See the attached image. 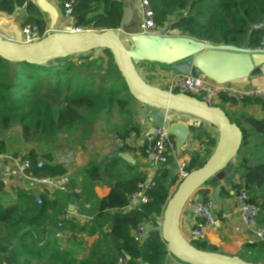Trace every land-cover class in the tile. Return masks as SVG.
Wrapping results in <instances>:
<instances>
[{"label": "trees", "instance_id": "16d2710c", "mask_svg": "<svg viewBox=\"0 0 264 264\" xmlns=\"http://www.w3.org/2000/svg\"><path fill=\"white\" fill-rule=\"evenodd\" d=\"M150 1L158 28L170 23L169 28L178 30L179 36L214 45L264 50V0ZM23 7L26 15L22 25L38 27L43 33L47 23L34 3L0 0V13L7 16ZM123 8L122 0H75L72 16L75 27L85 31L118 30ZM97 52V57L75 61L74 56L44 66L0 58V131L19 126L25 143H53L60 134L87 127L104 112H127L130 104L125 95L129 93L114 59L107 50ZM226 103L235 104L221 95L217 106L225 111ZM260 104L264 107V103ZM228 117L242 132L237 156L240 160L236 162L241 183L233 188L248 192L250 200L260 208L259 224L264 227V161L251 164L255 157L251 149L253 135L264 138V120L245 112ZM190 131L198 140H205L207 146H215V140L204 130L190 127ZM130 132L138 133L139 127H125L116 135L126 138ZM5 152L1 142L0 153ZM40 159L51 160V156L30 151L22 158V162L30 163L25 172L28 177L52 180L65 174L64 168L50 162L39 168ZM171 161L172 158L169 165ZM190 163L191 172L201 168L205 159L195 154ZM145 181L135 166L114 157L101 166L86 167L80 184L71 182L54 198L48 192L35 197L32 190L18 188L15 201L4 205L6 193L0 180V264H165L169 252L158 233H151L141 242L134 234L139 226H156L176 178L168 168L158 171L154 186L147 190L148 203L130 207V196ZM99 188L107 192L100 196ZM74 192L80 195L77 214L89 217L87 222L66 214ZM223 196L227 193L223 192ZM93 237L96 239L90 244L88 239ZM193 245L203 251L219 252L205 241H193ZM244 249L248 255L236 256L253 264L264 260L263 242L247 244Z\"/></svg>", "mask_w": 264, "mask_h": 264}, {"label": "water", "instance_id": "95a60500", "mask_svg": "<svg viewBox=\"0 0 264 264\" xmlns=\"http://www.w3.org/2000/svg\"><path fill=\"white\" fill-rule=\"evenodd\" d=\"M35 6L49 20L47 35L38 42L26 44L23 43L25 35L19 27L12 26L13 40L0 36V58L11 63L44 66L52 64L54 60L107 50L114 59L130 97L142 107L140 121L142 124L147 119L152 122L148 135L163 128L166 112L194 118L217 130V143L212 154L201 168L191 171L177 185L164 208L161 227L146 225L144 237L158 233L167 245L169 254L183 264H253L236 255L200 250L185 238L180 229L187 204L203 187L213 192L212 200L222 207L225 216H229L222 194L229 190L230 196H233L231 188L237 174L236 158L242 145L240 127L218 106H210L193 96L170 93L150 85L139 73L137 65L161 64L168 66L175 75L204 77L220 84H229L259 76L264 66V50L214 45L179 35L163 36V31L157 35H127L125 28L132 21V11L127 7L123 8L118 30L58 31L59 9L48 0H35ZM123 35L128 37L124 38ZM190 127L183 122L167 126L179 154L191 135ZM113 157L133 164L125 154L117 153ZM39 194L34 192L35 197H39ZM79 199L78 193H72L68 207L70 212H74L79 205Z\"/></svg>", "mask_w": 264, "mask_h": 264}, {"label": "crops", "instance_id": "0c3cea01", "mask_svg": "<svg viewBox=\"0 0 264 264\" xmlns=\"http://www.w3.org/2000/svg\"><path fill=\"white\" fill-rule=\"evenodd\" d=\"M30 1L35 4V0ZM48 1L55 5L60 12V18L58 20L56 30H67L71 22L63 16L61 7L62 0ZM122 2L124 7L130 8L132 11V21L130 25L125 28V32L127 35L136 34L141 21V15L138 10L137 0H122ZM25 15V7L18 9L12 16H7L3 13H0V36L7 40H13L11 28L12 26L16 25L21 30V28L23 27L22 22ZM43 18L46 21L48 28L49 20L46 15H43ZM127 35H123L124 38H127ZM137 69L147 83L159 88H161L162 79L166 75L172 73L168 66L154 63H141L137 65ZM152 74H157L158 76H156V78H153L151 77L153 76ZM231 85L241 90L254 87L264 88V66L261 67V74L254 79L244 78L231 83ZM128 99L130 105L127 109V112H125L123 115H121V113L117 109H115L110 113V119H107V116L105 115H101L94 122L88 123L89 125L87 127L80 126L83 127L82 129L84 131H88L87 128H91L89 132L91 133L92 137L89 138V140L85 138L81 139L83 137L81 136L80 138L77 135V133H79L77 132V128H75V130L72 132L66 133L63 137L69 139V142H71V144L67 143V145L66 143H62V141V144L60 143V145L58 146H61L63 150H61V148L52 146L50 152H40L37 148H28L25 151V142L22 137V130L19 126H16L14 129L13 126L10 129L4 131L0 137V143L2 142L4 144L6 152L0 153V175L3 180H6L8 182V185L4 187V191L6 194L2 199L3 204L8 205L15 201L14 192L18 188H26L32 190L33 192H39L40 194L43 192H48L51 195V198H54L55 193L58 192V190L56 189L57 185H65L67 187V185L71 182H77L78 184H80L83 171L86 167L92 164L101 166L105 163H108L111 159L114 158V154L117 153L129 156L133 161V164H129L135 166L138 172L142 173L146 177V181H153L158 171L155 167L147 163L145 155L143 154L145 142L144 139L148 136L152 128V122L150 119H147L145 123L142 124L139 119L142 107L131 97H129ZM223 106L228 115L235 117V114L239 112H245L257 120H264V107L260 103L242 102L236 103L234 105L226 103ZM169 118H171L172 124L184 122L191 127L204 130L208 133L212 140H215L216 146L218 133L217 130L212 126L202 121H198L194 118H185L182 116L176 117L174 114H170ZM128 126H138L139 135H137L136 140L133 142V144L128 146L125 151L118 152L112 142V136L114 134H111V132L114 131L116 134H119L122 129ZM247 128L250 129L249 126ZM12 133H14L15 145H13L12 143ZM190 134L191 135L189 136L188 142L183 148L182 152L179 154L175 149V156L172 157V161L170 162V165L168 167L171 175L175 178H177L180 165L183 162L191 160L192 155L199 154L206 161L215 148V146H207L205 140H198L193 133ZM106 135H109V137L104 138V136ZM253 136V144L251 146V149H253L255 157L252 160L251 164L255 163L256 161H264V138L257 134H254ZM190 146L193 148L192 150H189L188 147ZM30 151H35L40 156L45 154L51 156V160H44V162H50L51 164L56 161L58 155L67 152H71L74 154L75 161L70 166V168L65 171V174L63 176L52 179L50 180V182H39L28 177L25 172L20 169L22 158ZM239 160L240 157L237 158V164ZM176 186L177 185L173 187L174 190ZM106 192V189H97V193L100 196L104 195ZM225 192L227 193V196H223L222 194V198L223 202L228 206L229 216H225L222 207L215 204V213L219 221L218 231L215 233H208L205 242L213 246L215 250L223 251L225 252L224 254L231 255L236 254L238 251L244 249L245 245L250 244L251 236L244 230L241 218L236 211V205L233 196H230L229 190H226ZM212 194L213 192L210 189H208L207 187H203L194 194V197L187 204L183 212L180 224L181 232L185 237L189 235L190 231L192 207L197 201L209 199L212 200ZM221 211L222 216L220 217L219 212ZM69 213L72 212L67 210L66 214ZM77 218L83 223L82 217L78 216ZM95 239L96 237L89 238L88 241L90 242V244H92ZM165 264L183 263L168 254Z\"/></svg>", "mask_w": 264, "mask_h": 264}, {"label": "built area", "instance_id": "2783aa9c", "mask_svg": "<svg viewBox=\"0 0 264 264\" xmlns=\"http://www.w3.org/2000/svg\"><path fill=\"white\" fill-rule=\"evenodd\" d=\"M75 0H62L61 6L63 5L62 11L63 16L67 18L71 24L69 25V30L71 32H80L85 31L81 28L75 27V21L72 16V4ZM138 10L141 15V21L138 26L136 34L138 35H157L160 31H163V36H174L176 34L175 29H170V23L165 28H158L155 21V12L151 7L150 0H137ZM21 32L25 35L23 38V43L31 44L40 41L43 39L49 32L47 28L43 33L40 32L38 27L25 25L21 28ZM161 89L167 90L170 93H181L193 96L210 106H217L220 102V96L226 95L230 102L233 103H242V102H257L264 103V88L254 87L250 89H237L229 84H220L209 80L204 77L193 78L191 76H182L175 75L170 73L162 79ZM170 114L174 113H165V122L164 126L161 129H157L153 135H148L144 139V149L143 154L145 155L146 161L148 164L156 168L157 171H160L164 168L169 167V160L175 156V140L172 139V136L167 131V126L172 124ZM176 117L182 116L187 118V116L174 114ZM191 118V117H190ZM175 120V118H174ZM180 123V122H179ZM184 123V122H183ZM138 133L130 132L126 138L114 134L112 136V142L118 152H121L136 140ZM189 139V138H188ZM188 142V140H187ZM186 142V144H187ZM185 144V146H186ZM189 150L193 148L188 147ZM75 156L71 152L60 154L57 156L56 161L52 165H57L65 170L69 169L70 166L74 163ZM44 164L43 160H38V167H42ZM190 160L183 162L179 169L178 175L176 178V185L182 182L188 174L190 173ZM20 169L23 172L30 169L29 161L21 162ZM1 181L3 186H7L8 182L3 180ZM32 179V178H31ZM37 180V179H35ZM39 182H50V179L37 180ZM241 183L240 177L236 174L235 184ZM154 186V181H145L141 182L138 185V191L130 196V207H141L144 204H147L149 201L147 190ZM177 187V186H176ZM58 191H66L67 187L65 185L56 186ZM233 192V198L235 200L236 211L241 218L244 230L247 234L251 236V243L263 242L264 243V227L259 224V215L260 208L258 205L254 204L250 200L248 192L243 188L236 190L231 188ZM193 198V197H192ZM41 203V202H39ZM89 207V205H87ZM215 203L213 200H200L195 203L191 210V220H190V231L189 235L185 238L190 241H206L207 234L212 232L215 233L218 231V219L215 213ZM80 211L77 206L74 212L67 214L68 217L79 216L82 217L83 222L90 220L89 217L84 215H78L77 212ZM163 222V213L160 215L156 221V226L161 227ZM151 225L152 224H146ZM139 226L136 230L134 237L138 242H141L144 238L145 226Z\"/></svg>", "mask_w": 264, "mask_h": 264}, {"label": "rangeland", "instance_id": "374dc122", "mask_svg": "<svg viewBox=\"0 0 264 264\" xmlns=\"http://www.w3.org/2000/svg\"><path fill=\"white\" fill-rule=\"evenodd\" d=\"M176 34L177 35H179V31L178 30H176ZM208 43V42H207ZM209 44H211V43H209ZM100 55V52H97V51H94V52H92V53H89V54H87V55H79V56H76L75 57V61L76 60H82V59H87V58H90V57H92V56H99ZM153 76H151V77H153V78H156V76H158L157 74L156 75H154V74H152ZM127 98H129L130 96L128 95V94H126L125 95ZM101 115H105V116H107V119H110V115L111 114H107V113H103V114H101ZM100 115V116H101ZM16 126H14L13 127V129L15 128ZM83 127H78L77 129V132H79V133H77V135L81 138V136L83 137V138H81V139H88L89 140V138H91L92 136H91V133L89 132L90 130H91V128L89 129V128H87V130L88 131H84L83 129H82ZM3 132L4 131H0V137H1V135L3 134ZM5 134V133H4ZM66 133H64V134H60L58 137H57V139H56V141L55 142H53V143H49L48 141L45 143H42V142H37V143H33V142H31V143H25V147H24V150L26 151L28 148H37L40 152H50V150H51V147L52 146H55V147H57V148H61V150H63L62 149V147L61 146H58V145H60V143L62 142V143H68V144H71V142H69V139H67L66 137H63L64 135H65ZM111 134H116L114 131L113 132H111ZM108 138L109 137V135H106V136H104V138ZM12 143H13V145H15V137H14V133H12ZM61 143V144H62ZM75 143V142H74ZM77 143H80V142H77ZM67 144V145H68ZM174 190V188L171 190V193H170V196L173 194V191ZM194 197V196H193ZM220 253H225V252H223V251H219ZM245 254H249V251H247V250H245V249H242V250H240V251H238L236 254H231V255H245ZM228 255H230V254H228ZM260 264H264V260H262L261 262H260Z\"/></svg>", "mask_w": 264, "mask_h": 264}]
</instances>
